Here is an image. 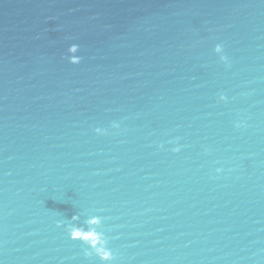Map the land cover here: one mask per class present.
<instances>
[{
  "label": "water",
  "instance_id": "obj_1",
  "mask_svg": "<svg viewBox=\"0 0 264 264\" xmlns=\"http://www.w3.org/2000/svg\"><path fill=\"white\" fill-rule=\"evenodd\" d=\"M73 214L112 264H264V0H0V264H100Z\"/></svg>",
  "mask_w": 264,
  "mask_h": 264
},
{
  "label": "clouds",
  "instance_id": "obj_2",
  "mask_svg": "<svg viewBox=\"0 0 264 264\" xmlns=\"http://www.w3.org/2000/svg\"><path fill=\"white\" fill-rule=\"evenodd\" d=\"M81 45L79 43H70L67 46L66 52L64 54V58L70 64H79L82 60V56L78 54L80 51ZM213 52L218 54L219 60L222 61L225 66H230L229 57L224 53V44L223 42H217L213 47ZM228 98L223 93H220L218 96L219 101H226ZM237 127L241 126V123H237ZM111 127L113 129H118L120 127V123L118 121H112ZM94 131L97 134H107L106 128L96 127ZM172 143V141H169ZM160 148H163L164 145L160 144ZM183 145L181 144H173L171 147V151L179 152ZM207 151V149H206ZM221 168H216V172H220ZM78 219L77 214H73L67 222L64 220H58L57 225H63L65 231L68 234V238L74 241L82 242L83 246V254L85 257L89 258H98L100 264H112V262L116 259V253L113 251L111 247H109L110 237L106 234L104 230V219L101 215L93 214L89 217L88 223L92 227H89L88 230H85L82 226H79L71 221H75Z\"/></svg>",
  "mask_w": 264,
  "mask_h": 264
}]
</instances>
